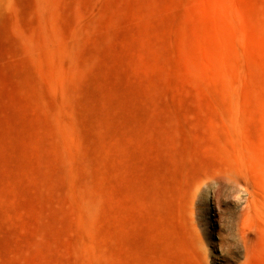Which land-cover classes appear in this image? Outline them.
Masks as SVG:
<instances>
[{"label": "rangeland", "instance_id": "374dc122", "mask_svg": "<svg viewBox=\"0 0 264 264\" xmlns=\"http://www.w3.org/2000/svg\"><path fill=\"white\" fill-rule=\"evenodd\" d=\"M0 264H264V0H0Z\"/></svg>", "mask_w": 264, "mask_h": 264}]
</instances>
